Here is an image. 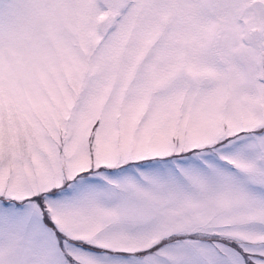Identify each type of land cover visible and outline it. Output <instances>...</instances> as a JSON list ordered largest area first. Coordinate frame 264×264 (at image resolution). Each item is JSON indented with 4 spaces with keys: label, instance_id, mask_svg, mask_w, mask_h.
<instances>
[{
    "label": "snow or ice",
    "instance_id": "6c2138e0",
    "mask_svg": "<svg viewBox=\"0 0 264 264\" xmlns=\"http://www.w3.org/2000/svg\"><path fill=\"white\" fill-rule=\"evenodd\" d=\"M0 264H264V0H0Z\"/></svg>",
    "mask_w": 264,
    "mask_h": 264
}]
</instances>
